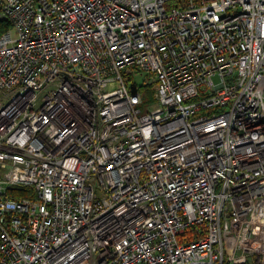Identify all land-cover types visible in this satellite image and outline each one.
Instances as JSON below:
<instances>
[{
	"label": "built area",
	"instance_id": "1",
	"mask_svg": "<svg viewBox=\"0 0 264 264\" xmlns=\"http://www.w3.org/2000/svg\"><path fill=\"white\" fill-rule=\"evenodd\" d=\"M172 2L0 0V264H264V0Z\"/></svg>",
	"mask_w": 264,
	"mask_h": 264
},
{
	"label": "trees",
	"instance_id": "2",
	"mask_svg": "<svg viewBox=\"0 0 264 264\" xmlns=\"http://www.w3.org/2000/svg\"><path fill=\"white\" fill-rule=\"evenodd\" d=\"M172 1L173 2L171 3L170 6H175L176 0H172ZM10 29H11V24L8 20H0V37L2 36V34H4L5 32H7ZM147 95L144 98L148 97V99H149L148 103H151L153 92L152 91L150 92V90H149V91H147ZM9 192H11L12 194H15L14 197H19L20 194L30 192V190L26 189V188H10Z\"/></svg>",
	"mask_w": 264,
	"mask_h": 264
},
{
	"label": "rangeland",
	"instance_id": "3",
	"mask_svg": "<svg viewBox=\"0 0 264 264\" xmlns=\"http://www.w3.org/2000/svg\"><path fill=\"white\" fill-rule=\"evenodd\" d=\"M139 83L142 81V77H136V79Z\"/></svg>",
	"mask_w": 264,
	"mask_h": 264
}]
</instances>
